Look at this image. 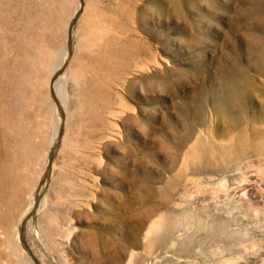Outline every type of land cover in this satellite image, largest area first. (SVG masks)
I'll use <instances>...</instances> for the list:
<instances>
[{"label":"rangeland","instance_id":"rangeland-1","mask_svg":"<svg viewBox=\"0 0 264 264\" xmlns=\"http://www.w3.org/2000/svg\"><path fill=\"white\" fill-rule=\"evenodd\" d=\"M0 144V264H264V0H0Z\"/></svg>","mask_w":264,"mask_h":264},{"label":"bare ground","instance_id":"bare-ground-1","mask_svg":"<svg viewBox=\"0 0 264 264\" xmlns=\"http://www.w3.org/2000/svg\"><path fill=\"white\" fill-rule=\"evenodd\" d=\"M78 10H79V8H78ZM77 10V11H78ZM49 13V12H48ZM50 16H51V14H49ZM96 24V23H95ZM97 25V24H96ZM104 25H105V23H104ZM98 26V25H97ZM100 27H102L101 25H99ZM107 28V27H106ZM97 29H98V27H97ZM105 29V28H104ZM120 29V28H119ZM89 30H90V28H89ZM99 30H101V29H99ZM98 30V31H99ZM106 30V29H105ZM95 31V30H94ZM97 31V30H96ZM93 32V31H92ZM97 33V32H96ZM113 33V32H112ZM73 34H74V32H73ZM72 34V35H73ZM109 34V33H108ZM107 34V35H108ZM115 34V33H114ZM119 35V34H118ZM95 36V35H94ZM116 36V35H115ZM102 38H103V36H101ZM90 39V38H89ZM91 39H93V38H91ZM95 40V39H94ZM89 43V42H88ZM90 43H92V42H90ZM93 43H94V41H93ZM95 44V43H94ZM85 46V45H84ZM88 46V45H87ZM86 46V47H87ZM70 50H71V42L70 43H66L65 44V46L64 47H62L61 48V50L58 52V62H57V66H56V71H57V75L54 77V76H52V79H51V84H52V86L53 87H55V89H56V91H57V96L60 98V100L62 101V102H65L66 100H67V89H66V86H65V83H64V81L67 79V78H69L70 76H73L74 78H75V74L74 73H69V71H68V66H69V63H68V61L70 60ZM55 56V55H54ZM140 59V58H139ZM71 74V75H70ZM123 78V77H122ZM28 80H30V79H28ZM50 81V80H49ZM68 81V80H67ZM119 82V81H118ZM126 82V81H125ZM69 98V97H68ZM42 104V103H41ZM66 104V103H65ZM68 104V103H67ZM57 108H59V107H57ZM69 110V109H68ZM109 111V110H108ZM68 113V112H67ZM112 115V114H111ZM56 118H57V124H56V130H55V134H56V136H58L59 135V132H60V130H61V128H62V124H63V122H62V117H61V112L60 111H56ZM55 118V119H56ZM6 124V123H5ZM5 124H3L4 126H5ZM8 124H6V126H7ZM1 126H2V123H1ZM5 126V127H6ZM29 126V125H28ZM7 128V127H6ZM8 129V128H7ZM31 130H33V129H31ZM31 132V131H30ZM35 132H37V131H35ZM33 133V132H32ZM67 134V133H66ZM4 135V134H3ZM40 135V134H39ZM55 136V135H54ZM4 137H6V135L4 136ZM17 141V139L15 140V142ZM242 142V141H241ZM4 144H6L5 146H7V145H10L11 143H9V142H7V143H4ZM3 146L4 147V145L3 144H0V146ZM242 145H243V147L245 148V144L244 143H242ZM14 146V145H13ZM261 147V146H260ZM2 148V147H1ZM5 148V147H4ZM6 148H8V147H6ZM9 149H11V148H9ZM251 149V148H250ZM6 151V149H3V151ZM13 151V150H12ZM8 151H6V153H7ZM20 164V163H19ZM247 165V164H246ZM22 167V166H21ZM34 202H35V200H34ZM33 202V205H31L30 207H29V211H32L33 210V208L35 207V203ZM23 218V217H22ZM21 220H23V219H21ZM165 218H163V216H161L158 220H157V224H155V225H153L150 229H149V231H151L153 234H160V233H163V232H165V229H166V227H168L167 226V223L165 222ZM22 222V221H21ZM51 229V228H50ZM53 229V228H52ZM54 230V229H53ZM52 231V230H51ZM50 231V232H51ZM168 231V230H167ZM166 231V232H167ZM170 232V231H169ZM150 233V232H149ZM54 235V234H53ZM150 235V234H149ZM161 236V235H160ZM47 237H49L48 235H47ZM156 239H159V238H156ZM41 240V239H40ZM162 242V241H161ZM152 244V243H151ZM151 244H149V245H151ZM43 246V245H42ZM151 247V246H150ZM182 247H184V246H182ZM154 248V247H153ZM152 247H151V250H148L149 252L150 251H152V249H153ZM182 249H186V247L185 248H182ZM188 249V248H187ZM186 249V250H187ZM157 250V249H156ZM155 250V251H156ZM154 251V252H155ZM146 252H147V250H146ZM170 252V251H169ZM206 252V251H205ZM157 253V252H156ZM160 253V252H159ZM146 254V253H145ZM143 256V255H142ZM145 256V255H144ZM167 257V256H166ZM141 258V257H140ZM142 258H144V257H142ZM145 259V258H144ZM133 259L131 258V261H132ZM130 261V262H131ZM141 262H143V261H141ZM173 264H175V263H173Z\"/></svg>","mask_w":264,"mask_h":264},{"label":"water","instance_id":"water-1","mask_svg":"<svg viewBox=\"0 0 264 264\" xmlns=\"http://www.w3.org/2000/svg\"><path fill=\"white\" fill-rule=\"evenodd\" d=\"M69 34L72 35V27L69 28Z\"/></svg>","mask_w":264,"mask_h":264}]
</instances>
